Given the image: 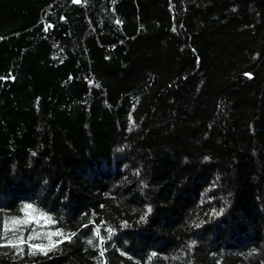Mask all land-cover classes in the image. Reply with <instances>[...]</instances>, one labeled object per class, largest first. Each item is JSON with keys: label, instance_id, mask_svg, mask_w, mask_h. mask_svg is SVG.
<instances>
[{"label": "trees", "instance_id": "obj_1", "mask_svg": "<svg viewBox=\"0 0 264 264\" xmlns=\"http://www.w3.org/2000/svg\"><path fill=\"white\" fill-rule=\"evenodd\" d=\"M26 205L71 239L0 264H264V0H0V237Z\"/></svg>", "mask_w": 264, "mask_h": 264}, {"label": "snow or ice", "instance_id": "obj_2", "mask_svg": "<svg viewBox=\"0 0 264 264\" xmlns=\"http://www.w3.org/2000/svg\"><path fill=\"white\" fill-rule=\"evenodd\" d=\"M75 3H80L81 0H74ZM24 219H17V220H12L9 224H5L4 226V236L0 237V239H6L7 243L6 244H0V247H11L13 249H16L18 254H23L24 253V245H27L28 249L30 250V254H35L36 252H41L44 254H47L48 251H50L53 247H56L58 243H62L63 240L60 241H52L53 236H62L64 239L70 240L71 236H64L63 233L60 232H54L48 234V240L49 243L44 245V244H33L30 243V241L39 239V234L37 233L36 235H29L27 240L23 237V235L15 236V238H9L7 236V232L12 231L16 232L19 230V227L21 226H27L31 222H38L40 219H44L50 222V218L44 217L41 214H38L36 212V209L33 208L32 205H26L24 209ZM74 235V234H73ZM91 243V241H89ZM103 253H101L102 255Z\"/></svg>", "mask_w": 264, "mask_h": 264}]
</instances>
